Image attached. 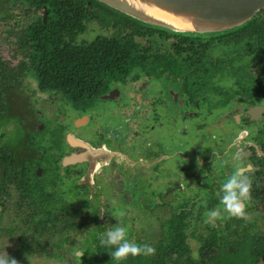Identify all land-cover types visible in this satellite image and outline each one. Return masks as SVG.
<instances>
[{
    "label": "flooded vegetation",
    "instance_id": "af4514ba",
    "mask_svg": "<svg viewBox=\"0 0 264 264\" xmlns=\"http://www.w3.org/2000/svg\"><path fill=\"white\" fill-rule=\"evenodd\" d=\"M173 41L157 37L160 56L173 54ZM213 47L209 73L164 62L133 68L79 102L41 90L30 72L35 86L23 78L0 120V232L20 254L48 246L54 257L63 243H78L75 264H95L115 250L101 239L118 224L152 246L177 247L170 239L183 236L193 255L209 232L236 236V221L238 233L264 237V68L246 59L244 80L231 70L237 61L212 55ZM222 77L232 85L215 81ZM237 169L250 182L240 218L219 199ZM213 209L219 218L209 219ZM80 232L87 236L75 239Z\"/></svg>",
    "mask_w": 264,
    "mask_h": 264
},
{
    "label": "trees",
    "instance_id": "16d2710c",
    "mask_svg": "<svg viewBox=\"0 0 264 264\" xmlns=\"http://www.w3.org/2000/svg\"><path fill=\"white\" fill-rule=\"evenodd\" d=\"M15 9L23 26L7 33L13 39L9 42L15 45L12 56L20 53L22 57L12 64L0 56V120L7 116L5 111L12 109L8 102L29 72L41 90L61 92L79 102L97 96L111 81L123 78L133 68L155 70L164 62V68L194 67L209 73L213 66L208 46L226 47L228 61H237L231 70L238 71L244 80L246 59L264 68V9L241 26L209 35L149 26L97 0H0V21L13 18ZM93 19L101 25L110 24L113 34L79 41L78 36ZM163 35L174 38L169 58L160 56L156 47L157 37ZM240 224L235 222L236 236L209 232L200 237L196 255L183 236L173 235L170 241L177 247L168 248L167 241L166 245L159 241L153 245L161 247L157 250L148 244L153 253L120 261L111 252H104L95 264H257L264 258V237L238 233Z\"/></svg>",
    "mask_w": 264,
    "mask_h": 264
},
{
    "label": "water",
    "instance_id": "95a60500",
    "mask_svg": "<svg viewBox=\"0 0 264 264\" xmlns=\"http://www.w3.org/2000/svg\"><path fill=\"white\" fill-rule=\"evenodd\" d=\"M135 20L170 32L209 35L225 32L249 21L264 0H97ZM149 7L173 14L191 27L180 28L151 15Z\"/></svg>",
    "mask_w": 264,
    "mask_h": 264
},
{
    "label": "rangeland",
    "instance_id": "374dc122",
    "mask_svg": "<svg viewBox=\"0 0 264 264\" xmlns=\"http://www.w3.org/2000/svg\"><path fill=\"white\" fill-rule=\"evenodd\" d=\"M40 13V12H39ZM13 18L7 19L6 22L0 21V56L3 59L9 60L10 63L14 64L17 63L18 60L22 57L20 53H17L16 56H12V53H14V48L15 45L11 44L12 38H9L8 36V31L13 29L18 30V28H21L23 26L22 21L20 20V13L18 12V9H15L13 12ZM8 30V31H7ZM114 28L112 26H103L100 23H98L97 20L93 19L87 24V29L85 32L80 34L78 36V40L82 41H90L93 38H95L98 35H104V36H109L113 34ZM212 51V52H211ZM212 55L216 56H221L225 55L227 51V48L224 46H214L213 49L211 50ZM220 84H223L224 86H230L232 85V79L228 77H222L221 79L215 80ZM26 84H30L31 86H35L36 83L33 79V77L28 74L25 77ZM157 87V85H152L151 87V92ZM153 94V93H152ZM201 119V115L199 117H192L189 121L188 124L189 126L193 125L195 122L199 121ZM15 131V130H12ZM215 132H219V130H215ZM187 136H194L195 132L190 129V131H187L185 133ZM12 137V136H11ZM10 222V221H9ZM8 222L3 223V227H7ZM77 236L75 239H80L83 236H87L84 232H80L76 234ZM11 236L4 233V231L0 232V255H9L10 258H13L17 261V264H75L77 257L74 256V251L76 250L78 243L74 244V246H70L68 243H63V249L58 250L59 254L55 255L54 257H51L49 253L51 252L52 249H50L48 246L47 248H38L36 251H34L32 254L28 255L26 253L20 254L18 250H16L17 245L15 242L11 241ZM30 237L26 236V240H29ZM31 239H33L31 237ZM44 237H41L40 240L44 241ZM52 240V239H51ZM50 240V241H51ZM43 245L44 242H41ZM197 244L193 243V248L195 249ZM35 247H37V244H34ZM76 246V247H75ZM56 253V252H55ZM258 264H264V258H262Z\"/></svg>",
    "mask_w": 264,
    "mask_h": 264
},
{
    "label": "clouds",
    "instance_id": "9594fccd",
    "mask_svg": "<svg viewBox=\"0 0 264 264\" xmlns=\"http://www.w3.org/2000/svg\"><path fill=\"white\" fill-rule=\"evenodd\" d=\"M222 195L219 196L223 206V212L232 217H244L245 201L250 195V182L247 177L237 169L220 186ZM209 219L219 218L220 211L213 209L208 213ZM101 243L108 246H115L111 256L117 261L126 259L128 256L149 255L154 249L148 244H141L127 237L124 227L116 225L108 229ZM82 253H76L81 256ZM0 264H17V261L9 255H0Z\"/></svg>",
    "mask_w": 264,
    "mask_h": 264
},
{
    "label": "bare ground",
    "instance_id": "6f19581e",
    "mask_svg": "<svg viewBox=\"0 0 264 264\" xmlns=\"http://www.w3.org/2000/svg\"><path fill=\"white\" fill-rule=\"evenodd\" d=\"M148 12L153 15V16H156L158 18H161L163 20H166L180 28H189L191 27V25L187 22H185L184 20H182L181 18L173 15V14H170L166 11H163L161 9H158V8H154V7H149L148 8Z\"/></svg>",
    "mask_w": 264,
    "mask_h": 264
}]
</instances>
